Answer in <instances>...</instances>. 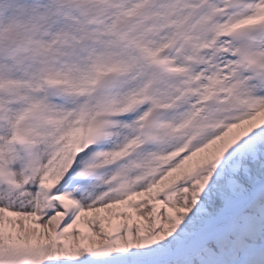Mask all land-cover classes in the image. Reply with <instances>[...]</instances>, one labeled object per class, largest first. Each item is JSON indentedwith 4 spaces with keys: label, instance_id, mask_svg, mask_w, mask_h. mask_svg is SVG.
<instances>
[{
    "label": "snow or ice",
    "instance_id": "1",
    "mask_svg": "<svg viewBox=\"0 0 264 264\" xmlns=\"http://www.w3.org/2000/svg\"><path fill=\"white\" fill-rule=\"evenodd\" d=\"M0 264H264V0H0Z\"/></svg>",
    "mask_w": 264,
    "mask_h": 264
}]
</instances>
